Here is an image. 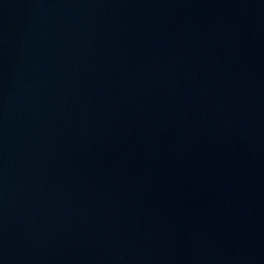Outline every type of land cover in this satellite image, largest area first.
I'll list each match as a JSON object with an SVG mask.
<instances>
[{
	"label": "water",
	"instance_id": "1",
	"mask_svg": "<svg viewBox=\"0 0 264 264\" xmlns=\"http://www.w3.org/2000/svg\"><path fill=\"white\" fill-rule=\"evenodd\" d=\"M0 264H264V0H0Z\"/></svg>",
	"mask_w": 264,
	"mask_h": 264
}]
</instances>
